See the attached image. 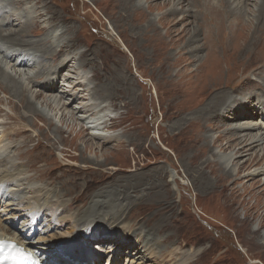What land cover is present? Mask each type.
<instances>
[{
  "label": "rangeland",
  "instance_id": "obj_1",
  "mask_svg": "<svg viewBox=\"0 0 264 264\" xmlns=\"http://www.w3.org/2000/svg\"><path fill=\"white\" fill-rule=\"evenodd\" d=\"M14 1L18 4L19 11L16 13L21 16L20 20L13 21L14 27L22 21L21 27L27 31L30 25L40 26L31 31L40 32L36 35V41L48 40L47 45L42 41L43 45L37 47H50L54 51L67 44V50L73 49L74 53L69 55L62 51L65 57L63 59L59 56L58 60H61L60 65L66 71L60 73L52 59L48 58L37 64L35 61L39 53L34 50H30L29 63L23 66V70L13 67L15 61L7 62L0 55L1 63L17 78L15 89L27 90L24 92L29 95L31 88V92L35 91L40 95L39 100H36L38 103L35 102L37 106L32 104L39 108L33 113V110L25 107L27 102L20 100V95L15 94L10 84L0 80V148L13 154L20 139L11 140L9 132L12 129L25 132L22 134V143L27 152L17 154L22 160H29L27 164L30 163L32 170L44 182L57 184L56 188L72 199L84 198L87 205L93 202L92 198L98 195L97 192L106 193L108 190L116 195L120 192L127 193L134 204L120 198V203L129 208L123 210L119 208V204L114 206V212L123 214L128 219L123 217L112 221L102 217L97 221L96 216L84 218L89 223H97L94 230L99 229L102 238L106 240L104 244L98 241L93 243L87 237L89 234H83L82 228L77 226L75 219L87 214L84 210L78 215L76 211L64 208L53 220L45 219L49 215H37V207L42 201L35 202L30 194L25 198V201L31 202L28 206L26 202L20 205L4 202L3 197L9 191L3 196L0 194V220L3 225L14 231V234L17 232L16 235L22 240L34 242L32 248L47 245L49 249H54L56 245L49 243L50 239L69 241L78 232L76 236L79 250L82 247L80 235L85 237L83 240L86 248L82 253H95L90 264H136L132 262V257H127L129 249L115 251L117 247L112 245L116 244L109 242L111 234H117L124 227V220L129 219L135 222L136 227L148 228L146 235L154 239L157 247H163L159 257L161 262L153 263L154 259L148 258V264H264V247L255 242L264 238V226H259L256 215L246 220L243 209L252 205L255 200H248L242 194L232 195L230 191L226 195L220 193L216 186V176L209 169H203L205 162L210 159L220 161L234 173L244 166L236 180L227 182L231 185L230 188L234 187L238 192L262 187L264 184V167L249 166L247 161L248 157L255 154V149L233 162L230 149L221 150L219 140L218 145L214 143L222 133L229 134L244 122L257 124L255 132L264 129V102L259 103V106L252 101L260 92L255 84L263 80V77L252 71L260 65L262 67L264 47H260V51L256 50L257 40L253 44L255 47L252 46L246 56L241 50L238 51L253 33L252 25L257 21V6H254L257 0H250L246 7L243 6V12L247 13L243 18L246 24L239 33L232 31L229 36L219 34L215 36L213 43L196 51L191 49L196 43L190 44L187 38L194 28L200 29L201 20L197 22L195 16H201L204 7H201L202 10L197 5L192 4L194 7H190L193 0H135L146 12V15L142 13L143 16L136 14L134 10L125 9L118 4L119 0ZM197 2L201 4V0ZM5 3V0H0V8ZM181 5L185 6L184 9L171 15L170 11L175 7L181 8ZM36 14L38 18L35 17ZM53 23L58 25L47 26ZM42 25L47 27L42 29ZM203 37L204 33L201 35L200 32V44ZM0 48L5 49L3 42H0ZM17 49H8L7 52H15L20 57V49ZM85 50H88V55L83 56ZM211 51L216 52L217 61L224 59L221 62V72L217 71L218 74L215 72L212 76L208 74L209 77L205 78L204 68H199L198 80L203 87L205 81L208 80L207 86H210L211 81L219 79L224 85L220 91L227 89L231 92L221 108L216 107L217 96L204 97L203 93H198L191 100L187 96L190 81L196 79L193 76L196 77L197 66L202 57ZM257 51L262 57L259 63L254 56ZM75 56L79 57L78 65L72 63ZM85 58L89 60L88 64H84ZM249 61L251 64L248 73L252 76L250 85L247 84V73L242 74L243 67H247ZM51 65L56 70L50 76L43 77L51 71ZM227 65L231 68L227 69ZM37 70L41 75L35 78L38 84L55 81L58 83L57 88L45 90L37 87V84L27 88L24 84L28 80L26 78L29 74L35 75ZM20 72L23 76L19 75ZM65 75L79 76L83 80L84 86H75H81L77 89H80L79 95L73 97L69 93L77 92L72 90L69 83L71 78L67 81ZM218 85L221 86V83ZM4 88L5 93L2 92ZM90 88L95 93L96 101L89 95ZM64 92L68 96L63 95L64 98H61ZM46 97L51 102L49 106L44 99ZM63 102H66V106L62 108ZM96 103H101V106L103 104L100 111L94 107ZM91 108H95L93 110L97 115L85 113ZM244 110L248 112L241 114ZM231 111L238 113V116L232 117ZM107 118L110 119L108 129L101 127L99 123ZM216 124L218 127H211ZM191 128L198 131L201 139H206L200 143L199 149H192L189 145ZM93 135L112 138L103 143L101 137ZM28 140L32 141L31 145L26 143ZM195 151L201 156L194 163L191 155ZM256 151L263 153L259 148ZM83 158H87L88 162L83 161ZM24 176L25 174H21L11 178L9 185L11 184L14 192L18 191V186L15 185ZM44 182L36 180L31 185L41 187L45 185ZM88 185L90 186L87 187ZM55 192L45 189L41 194L46 198L55 195ZM62 200L64 204L68 203L67 197ZM232 200L236 201L235 206L230 205ZM256 230L260 235L253 238V231ZM122 231L126 238V231L123 228ZM152 231L158 234V238L153 237ZM131 235L132 233L129 236ZM45 237L48 239L47 244L40 239ZM36 250L39 251V248ZM79 250L76 249L75 252ZM61 252L60 256L68 258L65 261L70 264L81 262H77L71 252ZM44 254V250L38 254L40 259L43 260L41 257Z\"/></svg>",
  "mask_w": 264,
  "mask_h": 264
},
{
  "label": "bare ground",
  "instance_id": "obj_2",
  "mask_svg": "<svg viewBox=\"0 0 264 264\" xmlns=\"http://www.w3.org/2000/svg\"><path fill=\"white\" fill-rule=\"evenodd\" d=\"M5 1H6L5 5L0 8V42H3L5 44V49L0 48V55H2V59H4L7 62L9 60L15 61L13 64V67L21 68L23 70V66L25 67L29 63L28 58L30 59V57H29L30 56V53H29L30 50H34V51L39 53V57L35 61L37 64L40 61L45 62V60H47L49 58V59H52L53 62H55L54 65L57 67L56 69H57V71H59V73L62 71H66L65 68L60 65L61 60H58V59H59V56H62L64 59L65 56H64V53L62 51H66V52H68L69 55H73V53H74L73 49H72V51L67 50V48H66L67 44L61 45L59 48H56V50H54V51L50 47H48V48L45 47V48H41V49L39 47H37V46L43 45L41 43L42 41L47 45V41H48V40H43V39L36 41V35H38L40 32H35L36 30L34 32H31L33 29L40 27V26L30 25L31 27L29 26V28H28L29 30L27 31V30H24L23 27H21L22 23H23V21H22V22H19L17 24V26L14 27L13 21L14 20L18 21L21 19V16L16 13L17 11H19L17 9L18 4L14 3L15 2L14 0H5ZM184 1L185 0H182V2H184ZM248 1H250V0H237V1L236 0H201V4L198 3L197 0H193L192 2H190V7H192V8L194 7L193 5L200 6L199 7L200 9L202 6L204 7L203 10L201 9L202 10L201 16H199L200 15L199 13H198L199 15L195 16V19L197 22L199 20H201L200 29L194 28L190 32V36L187 38L188 42L190 44L196 43V45H193V47L191 49L193 51H196L198 49H202V48L207 47V44L213 43L212 41L214 40L215 36H218L219 34H221V35L224 34L225 36H229L230 33H232V31L234 33L238 32V31L240 32V30L243 29L244 24H246L245 20L243 18L245 15H247V13L243 12L244 9L242 10V8L244 5H245L244 7H246ZM117 2L119 5H121L125 9L134 10V12L136 14H142L143 13L146 15V12L143 11L142 8L138 4H136L135 0H119ZM229 5H231V6H229ZM254 6L255 7L257 6V9H256L257 10L256 11L257 12V17H256L257 21L255 22L254 25H252V32L253 33L250 36H248V38L245 40L244 46L243 47L240 46V48L238 50V51L241 50V53H243V55H245V56L247 53L250 52L251 47L254 46L253 44H255L257 40L258 41H257L256 50H259L260 47L261 48L264 47V0H257L255 2ZM184 7H185L184 5H181V8L180 7L173 8L170 11L171 15L178 14L180 12V10L184 9ZM187 7H188V5H187ZM37 14L35 15L36 18L39 17ZM143 14H142V16H143ZM50 19H52V17H50ZM25 25H26V23H25ZM57 25L58 24H55V23L47 24L48 27H55ZM7 26H10V28L6 29L5 27H7ZM47 26H43L42 29H44ZM249 27L251 28V26H249ZM25 28L27 29V27H25ZM249 30H251V29H249ZM200 32H201V35L204 33L203 42L201 43V44L204 43L203 45H201L199 43ZM15 33H18L19 35H16L17 36L16 37L14 35ZM32 33L35 35H32ZM186 33H188V32H186ZM25 34L27 36H25ZM220 41L222 42V40H220ZM53 46H55V45H53ZM68 46H70V45H68ZM30 47H32V48H30ZM12 48L20 49V55L21 56L19 57V56L15 55L16 54L15 52H7L8 49H12ZM212 48H213V46H212ZM74 50L76 51L77 49H74ZM210 50H211V48H210ZM259 51L254 53V56H255V58H257L258 63L262 60V57L259 56ZM87 52H88V50H85L82 53V55L86 56ZM222 52H223V49H222ZM233 52H235V51H233ZM49 54H52V55L54 54V56L51 57ZM215 54H216L215 51L214 52H212V51L207 52L206 55L204 57H202L203 59L201 58L202 61H201L200 65L197 66L198 70H197L196 77H195V75L193 76L196 79L194 81H192V80L190 81V86H189L190 88L187 92V96H189L190 100L192 98L196 97L198 93H203L204 97H208V96L210 97V95L213 97L217 96L218 101L216 103V107L221 108V105L224 104L226 98L228 97V95H230L231 92L228 91L227 89L220 91L224 85L219 79L216 80L215 79L216 77L214 78L215 81L210 80L211 81L210 86H207V84L209 82L208 80L204 82L205 84L203 85V87L198 80V78H199L198 75H200V73H199L200 69L199 68H202V69L204 68L203 72L205 73V78L209 77L208 74H211L210 76H212V75H215V72L217 73V71L221 72V68H220L222 66L221 62L224 61V59L217 61V59H215V56L217 54L216 55ZM47 55H49V56H47ZM16 57H17V59H16ZM54 57H56L55 60L53 59ZM78 58L79 57H77V56L73 57L74 60L72 61V63H76V65H78L77 64V61L79 62ZM252 59L255 60L254 57H252ZM83 62H84V64H88L89 60H87L85 58ZM80 64H81V62H80ZM247 64H248L247 67H243L242 74L245 75L247 73V75H248V76L246 75V78L248 81L247 84L250 85V83H251L250 77H252L251 74L248 73L249 72L248 68H249V65L251 64L250 61ZM42 67H43V65H42ZM226 67H227V69L231 68L228 65ZM262 67L260 65L252 71V72H255L256 75L263 77V80L261 79L262 80L261 83H257V84L254 83L255 87H257L256 89H260V92L257 93V96H254V98H252V101L255 102V104L256 103L259 104L262 101L264 102V63L262 65ZM73 68L76 70V67H73ZM37 69H38V66H37ZM56 69H53L52 65H51V71L43 77L50 76L51 74L54 73V71ZM78 71H79V69H78ZM252 72H250V73H252ZM20 74H22V72H20L19 75ZM63 74H67V73H63ZM57 75H58V73H57ZM22 76H23V74H22ZM37 76H41L38 74V70L35 73V75L29 74V77L26 78L28 80H26L24 83L27 88H29L30 85L34 87L36 84H37V87L43 88L45 90H55L57 88L58 83L55 81L53 83L47 82L45 84H38L37 83L38 81L35 80V78ZM15 77H16L15 74L10 72L9 70H7L5 65L2 64L1 60H0V80H5L6 82H8L10 84L12 90H14L15 94L18 96L20 95V98H21L20 100L27 102L26 105L23 103L25 105V107L27 109L33 110V113H36L39 108L38 109L35 108L34 105H36V103H38V102H36V100L37 99L39 100V98H38L40 96L39 93H37L35 91L31 92V88H30V90H29L30 94L26 95L25 92L27 90L25 91L22 89L23 90L22 91L20 89H15V85H17V81H15V79H17V78H15ZM68 78H71V80H69ZM65 79L67 81L69 80V83L71 84L72 90L76 91L77 93L72 94L71 92H69V91L68 92L73 97L79 95L80 89L79 90H77V89L80 88L81 86H78V88H76L75 86L77 84L84 86L83 80H81V78L79 76L73 77L72 75H68V76L65 75ZM241 79H243V78L241 77ZM20 82H21V80H20ZM219 82L221 83V86L218 85ZM84 89L87 90L86 87ZM5 91H6V88H4L2 92L5 93ZM99 91H100V89H99ZM216 91H217V93H216ZM94 94L92 92V89L90 88L89 89V95H92L93 99H95ZM63 95L66 97V96H68V93L67 92L62 93L61 98H64ZM82 96L85 97V94H82ZM44 99L46 101L47 106L51 105V102L47 99V97ZM95 101H96V99H95ZM101 103H103V102H101ZM101 103H96V105L94 106V107H96L97 111L99 109H102L103 104L101 106ZM32 104H34V105H32ZM85 105L87 107H89L88 104H85ZM63 106H66V102H63L62 108H63ZM106 106H108V105H106ZM259 106H260V104H259ZM93 109H95V108H93ZM93 109L91 108L90 110H87L85 113H88L90 116L97 115V112L94 111ZM231 112H232V117L238 116V113L234 114L233 111H231ZM247 112L248 111L244 110L241 112V114H245ZM28 113H30V112H28ZM241 114L239 116H241ZM255 114H256V112H255ZM263 117H264V115H263ZM65 118H66V116H65ZM32 119H34V118H32ZM109 120H110L109 118L103 119L102 121L99 122V123H101L100 126L108 129L109 128ZM68 121H69V119H68ZM32 123L34 124V122H32ZM65 124H66V122H65ZM50 125H52V122H50ZM211 127L212 128L218 127V124H216L215 126L211 125ZM257 128H258L257 124H252V122H244L243 124H240L238 127L233 129L231 131V133H229V134H223L222 133L219 136V138H217L214 141V143H216L218 145V140H219L221 142L219 144L221 150L227 151L228 149H230L231 158L234 159L233 162L235 161V159H237L241 156H244L245 154H249L252 150L255 149V154H252L250 157H248V160H247L248 164H249V166L260 165L261 167H264V165H262V163L264 164V129L258 130L257 132H255L254 130H256ZM259 128H260V126H259ZM24 133L22 131L17 130V129H12L9 132L8 137L11 140L20 139V142H18V145L15 147L13 154H10V151H7V149H5V148H0V194L3 196L5 192H7V191L10 192V193H7L5 195V197H3L4 202H9L10 204L12 203V204H16V205H20V204L26 202L27 206H28L31 202L25 201L26 195L27 194H30L31 196L33 195V197H34L33 199L35 202L40 203V201H42L39 204V206L37 207V211H38L37 215L43 214L44 216H46V214H47L49 216L46 217L45 219L50 218L51 220H53L54 217L56 215H58L57 213L61 209H64V208H66L70 211H76L78 213V215H80V213L84 210V212H86L87 214H85L84 216H80V217L75 219L77 226L82 228L81 232H83V234H89L87 237L90 238L93 243L98 241V242H101L102 244H104L106 240L104 238H102L103 236H101L99 229L94 230V227L97 225V223H89L88 221H85L84 218L96 216L97 221L100 220V218H102V217L109 218V220L114 221L113 219H121L123 217H127V216H123V214H120L118 212H114L113 210H116V208L114 206H116L117 204H119V208H122L123 210H126L127 208H129V206L126 207V206H123V203H120V200H119L120 198H125L126 201L132 205L133 201H131L128 198V194L127 193L120 194L121 193L120 192L118 195H116L115 193H112L109 190L106 193L97 192L98 195L96 197H93L92 198L93 202H89L88 205H87V202L84 198L72 199V198L68 197L61 190H58V188H56L57 184H54V183L51 184V183L44 182V179H42L41 176L37 175L36 171L32 170L33 167L29 165L30 163L27 164V162L29 161L28 159L22 160L21 157L18 156V154H17L18 152L19 153H21V151L27 152L26 150H24L25 144L22 143L23 138H24V135H22V134H24ZM93 136L98 137V138L101 137V141L103 143L105 141L107 142V141L111 140V138H112L110 136L103 137L101 135H93ZM205 141H206V139L204 137L201 139L197 130L191 128L190 138H189L188 142H189V145L192 149H199L200 143H203ZM224 141H225V143H224ZM26 143L31 145L32 141L28 140V141H26ZM108 143H110V142H108ZM34 146H35V144H34ZM122 146H124V145H122ZM256 148H259L260 151H263V153L259 154L256 151ZM200 156H201V154L198 153L197 151H195L191 155V159L194 160V163H195V162H197V160L199 161ZM86 159L83 158V161L88 162V160H86ZM237 163H238V161H237ZM243 167L244 166L239 167L237 169V171L234 173L230 168L228 169L227 166H224V164L221 163L220 161L210 159L207 162H205L203 169H209L211 171V173H213L216 176V178H217V185L216 186L219 188L220 193L226 195L230 191V193L232 195L233 194L234 195L235 194H242L243 196L248 197V200L254 199L255 202L252 203V205H250L248 207H243L244 216H245L246 220H249L250 218L254 217V215H256L259 219V226L263 227L264 226V184L262 187L253 188L252 190L245 189V190L238 192V190L235 191L233 189L234 187L230 188L231 185H229L227 183L229 180L230 181L236 180V178H238L240 176V172L242 171ZM98 172H99V170H98ZM21 174H25V176L21 177L19 179V183L17 185H15V186H18V191L14 192L12 190V187L10 186L11 184L9 185V182L11 181V178H13L15 176H19ZM105 178H107V177H105ZM36 180H40V181L44 182L46 186L44 184H43L44 186H41V187L32 186L31 183L35 182ZM171 180H172V178H171ZM92 182H94V181H92ZM82 185H83V183H82ZM89 186L90 185H88L87 187H89ZM45 189L51 191V193L55 192L57 190L58 191L55 192V195H53L51 197L48 196L45 198V197H42V194H41L42 191ZM64 197L68 198L67 204H64V202L62 200V199H64ZM116 199H118V200H116ZM1 200L2 199L0 198V201ZM126 201L124 203L128 204ZM246 201H247V199H246ZM231 202L232 203L230 205L235 206L236 201L232 200ZM53 207H55L56 209H54ZM133 207H135V205ZM130 212H132V211H130ZM128 216H129V214H128ZM127 219H128V217H127ZM129 220L128 221L124 220L125 225H124V227H122L128 235L126 238L124 237V232L122 231L121 227H119V228H121V230L119 232H117V234H113V235L111 234V236L109 238V240H110L109 242L117 245V246L112 245V246H115V248L117 247L115 249V251L117 249H119V251L120 250L124 251V249H122V248L129 249V251L127 252V257L128 256L132 257L133 258L132 262H135L136 264H148L147 263L148 258H153L154 259L153 263H160L161 261H160L159 257L161 256V251L163 250V247L162 248H159V246L157 247L154 239H152L150 236L146 235V230L148 228L136 227L135 222H133L131 219H129ZM127 229H128V232H127ZM114 231H116V230H114ZM253 232L255 233V235H252V236H254L253 238L257 237V235H260V232H257V230L253 231ZM131 233H132V235L129 236ZM152 233H153V237L158 238V234L154 233L153 231H152ZM16 234H17V232H16ZM16 234H14V231L12 232V230H10L7 226L3 225L2 221L0 220V241L1 242L14 243L16 246L22 247L24 250H26V251L34 254V255H37V256H38V254L43 253V250H44L45 254L41 258H43V260L48 261L49 264H66V263L70 264L69 261H65L68 258H64L63 255L60 256L62 254L61 251L64 252V250L67 252H71V256H75L76 261L77 260L81 261V262L77 261L78 262V263L76 262L77 264H90V259L93 258L95 255L94 252H92L90 254L82 253V250H84V248H86V246H85V240H83V238H85V237H82V236L80 237V235H79V238H80L79 242L82 244V247L79 250L78 237L76 236L78 234V232L76 235H73L69 241H67L66 239L60 240V239H55V238L50 239V241H48V239L46 237L40 238L42 240V243H44V244H47V241L49 243L50 242L54 243L56 245V247L54 249L53 248L49 249V247H47V245H44V246L39 245V246H35V248H32V244H34V242H32L31 240H22L20 238V236L18 237V235H16ZM161 242H163V241H161ZM255 242L258 245H260L261 247L262 246L264 247V238L261 240H255ZM135 247H137V248L135 249ZM36 248H39V251H37ZM76 249L79 251L75 252ZM157 249H158V251H157ZM155 256H158V257H155ZM128 261L130 262L131 259ZM46 264H47V262H46ZM109 264H113V263H109Z\"/></svg>",
  "mask_w": 264,
  "mask_h": 264
}]
</instances>
